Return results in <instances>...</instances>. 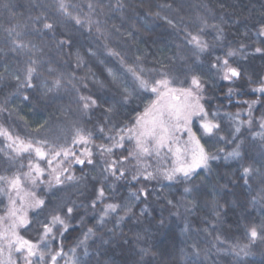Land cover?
<instances>
[{
  "label": "trees",
  "instance_id": "16d2710c",
  "mask_svg": "<svg viewBox=\"0 0 264 264\" xmlns=\"http://www.w3.org/2000/svg\"><path fill=\"white\" fill-rule=\"evenodd\" d=\"M68 2L78 5V8L70 10L82 19L89 15L88 3H102L103 11L98 8L91 18L100 21L103 35L96 32L95 25L89 32L86 26L81 27L61 17L56 11V0H0V106L6 109L0 111V125L14 136L31 139L33 143L54 136H61L59 143L70 142L73 123L92 132L93 144L89 147L96 166L73 165L75 175L83 177L78 184H69L58 192L47 191L45 185L37 188L26 182L24 185L27 191H35L38 197L51 200L53 204L68 202L69 206H73L71 202L75 201L77 205H84L76 209L68 220L70 228L62 237L64 252L72 256L69 250L77 246L88 228H93L96 235L87 241L88 255L83 256V246L76 247V255L83 264H264V243L260 240L247 249L249 255L236 254L241 246L250 243L247 228L264 222V176L254 175L247 184L241 178L242 167L248 165L264 173V139L254 136L261 131L264 93L253 91L264 80V55L253 54L255 47L264 48V36H257V30L264 24V0ZM42 16H47V22L56 25L55 37L52 32L43 29L45 21L42 18L37 20ZM163 17L172 20L173 24ZM8 29H15L20 35L10 36ZM218 29L223 31V40H217ZM187 32L199 34L209 42V51L202 54L199 60L193 56L192 46L185 40ZM65 34L74 38V45L58 48L56 40ZM13 39L41 49L33 57L44 61L38 66L41 76L34 77L33 84L38 85L41 79L50 80L63 73L65 87L47 95L39 87L18 91V82L13 77L20 75L23 80V69L29 55L23 50L13 51ZM240 43L247 46L249 54L230 58V63L241 68L242 76L234 82L224 81L210 65L217 56L224 57L229 48H237ZM88 48H92L97 56H88ZM107 49L119 52L124 63L118 57L109 55ZM77 50L86 61L79 68L75 58ZM137 64L143 67L145 71L142 75L150 83L160 79L162 72H167L175 78L172 87L188 88L191 86L190 76L200 75L205 81L202 104L210 118L211 113H218L216 120L221 124L220 135L229 140L236 121L227 114L239 113L241 121H248V103L245 101L259 100L260 103L252 109L251 127L243 124L237 139L227 143L218 136H202L195 119L193 131L200 137L205 149L220 159L209 161L208 169H198L189 180L166 181L158 178L146 181L141 178L132 181L131 176L136 171L134 160L121 165L126 169L125 178L117 181L109 177L104 180L102 168L104 159L108 157H102L96 146H110L113 142L108 136L116 135L120 128L132 127L136 117L143 114L156 99L155 93L134 87L132 74L126 71L125 65ZM49 67L56 72L50 73ZM106 67L114 69L125 85L133 90L126 103L111 85L101 89L96 84V80L107 84L110 79ZM82 77L85 78L83 81ZM69 80L71 83H68ZM73 84L83 95L102 94L109 103L115 104V111L108 114L107 119L100 109L85 114L77 102ZM82 84H87V89ZM230 88L233 89L231 95L228 92ZM23 94L28 95V101L23 100ZM101 125L103 133L98 131ZM240 140L244 142L241 149L243 159H224L225 153L230 152ZM7 143L4 137H0V149H5V152H0V175L27 172L29 160L47 167L46 162L37 160L34 153L21 154L9 162L5 155ZM80 147L77 146L78 149ZM134 148L135 142L125 139L124 147L114 149L111 158L119 160ZM165 162L167 167H172V157L164 152L160 157H148L147 163L152 165L148 171L165 166ZM21 164L24 167H20ZM109 185L114 187L109 188ZM100 186L105 188L106 198L103 204L98 203L95 209H91L88 204L95 199L96 189ZM186 187L192 188V192L185 193ZM141 188L149 191L148 197L133 198L131 193ZM108 203L120 204L121 209L106 217L104 224L99 226V215L103 205ZM7 207V195L0 194V216L5 215ZM127 207L131 208L130 212H127ZM145 208L146 211H142ZM45 215L37 218L29 211L34 222L36 219L43 221ZM121 216L123 220L119 219ZM185 225L187 231L184 230ZM20 235L37 240V226L34 223L27 230L20 229ZM57 247L54 241L52 248L55 250ZM196 250L198 256L194 255ZM14 258L19 259L18 254H14ZM59 264H64V261L60 260Z\"/></svg>",
  "mask_w": 264,
  "mask_h": 264
},
{
  "label": "snow or ice",
  "instance_id": "6c2138e0",
  "mask_svg": "<svg viewBox=\"0 0 264 264\" xmlns=\"http://www.w3.org/2000/svg\"><path fill=\"white\" fill-rule=\"evenodd\" d=\"M87 7L89 15L82 19L79 14H74L70 10L78 8V5L70 4L68 0H56V11L61 17L66 20H72L81 27L86 26L89 32L92 31V27L95 25L96 32L103 35L102 29L99 27L100 21L93 20L91 17L98 8L103 11L104 5L99 2L96 5L88 3ZM165 7L170 8L171 5H165ZM156 15H159V13ZM41 18L45 21L43 29L52 32L55 37L56 25L52 22H47V16L37 17V20ZM163 19L167 20L169 24H173V21L168 20L167 17H163ZM204 23L206 25V21ZM8 32L10 36L18 37L20 35L15 29H8ZM257 36H264V24H261L257 30ZM223 38L222 29H218L217 40H223ZM185 40L187 44L192 46V54L196 60H199L202 54L209 51V42L204 40L199 34L193 35L187 32ZM56 44L58 48H71L74 45V38L65 34L63 38L56 40ZM12 45L13 51L23 50L29 55L26 66L23 69V80H21L20 75L13 77L18 82V91L39 87L44 90V95H47L65 87L63 73L52 77L50 80L41 79L38 85L33 84V78L41 76V73L38 72V66L44 62L33 57L41 52V49L36 45L26 44L19 39H13ZM246 48L247 46L243 43H240L237 48H229L224 57L217 56L210 67L216 70L222 80L234 82L241 78L242 70L239 66H233L230 63V58L237 56L246 57L249 54L246 52ZM107 51L109 55L118 57L121 63H124L123 57L120 56L119 52L113 49H107ZM253 54L264 55V48L255 47ZM87 55L96 57L97 53L92 48H88ZM75 58L78 68L86 63L84 56L81 55L79 50L76 51ZM125 68L127 72L132 74L134 87L155 93L156 99L145 108L143 114L136 117L135 124L132 127L120 128L116 135L108 136V139L113 142L110 146L103 144L96 146L102 157H108V159H104L102 168L104 180L109 177L117 181L125 178L126 169L121 165L127 164L129 160L136 161V171L131 176L132 181H139L141 178L146 181L158 178L166 181L189 180L197 173L198 169H208L210 167L209 161L220 159L218 155L211 154L205 149L200 137L193 131V119L195 118L198 121L202 136L208 138L218 136L221 141L232 143V141L237 139V134L240 133L243 124L247 123L251 127L252 109L256 104L260 103L259 100L245 101V103H248V121H241L239 113L227 114L229 118L236 121L229 140L225 136L220 135L222 131L221 124L216 120L218 113H211L210 118L208 110L201 103L205 81L202 80L200 75L192 74L190 76V87L177 88L171 86L175 78L170 77L167 72H162L160 79L150 83L142 75L145 70L141 65H125ZM48 71L54 73L56 69L49 67ZM105 71L110 78L107 84L103 80H96V84L101 89L111 85L120 94L122 102L126 103L133 95V90H130L125 85L122 77L114 69L106 67ZM92 75L95 76L94 73ZM72 77L73 79L75 78L74 74H72ZM80 79L83 81L85 78L82 77ZM68 83H71V80ZM82 86L87 89V84H82ZM72 87L77 93V102L85 114L92 110L100 109L105 114V119H107L108 114L115 111V104L109 103V100L102 94L83 95L74 84ZM253 91L264 93V80ZM228 92L231 95L233 89L230 88ZM23 100H29L27 94H23ZM0 111H6V109L0 106ZM260 128L261 131L255 133L254 136L264 139V117L260 120ZM98 131L104 132L103 125L98 127ZM71 132L70 142L59 143L61 136H54L51 139H40L33 143L31 139L25 140L18 135L14 136L7 128L0 125V137H4L8 141L6 145L8 151L5 155L9 162L21 154L34 153L37 160H43L47 165V167H41L38 162L33 163L32 160H29L27 172L23 174L17 172L13 176L0 175V194H5L8 197L7 211L5 215L0 216V264H45V261H47V264H59L60 260H63L64 264H83L81 258L76 255V247L81 246L84 249L83 256L86 257L88 255L87 241L90 237L96 235L93 228H88L77 246L69 250L72 256H68L64 252L62 243L64 233L70 228L68 220L73 217L76 209L84 205H77L75 201L71 202L73 206H69L68 202L63 205L53 204L51 200L46 201L44 198L38 197L35 191H27L24 187L25 182H27L33 188L45 185L47 191L52 192L55 190L58 192L69 184H78L83 179V177L75 175L72 170L73 165L95 168L96 161H94V154L89 147V145L93 144L92 132L87 131L82 126H76L75 123L71 127ZM183 133L187 134V140L182 142L178 134ZM125 139L134 141L135 148L129 151L127 156H121L119 160L112 159L111 156L114 149H122ZM243 143V140L236 143L230 152L225 153L224 159L242 160L243 153L241 149ZM77 146L82 147L78 149ZM220 151L223 152L224 150L220 149ZM0 152H5V149H0ZM162 152L172 157V167H167L165 162V166H157L152 171H148L152 165L147 163V158L153 155L160 157ZM20 167H24V165L21 164ZM254 175L264 176V173H261L259 168L252 165L242 167L241 178L245 184ZM112 187L114 185H109V188ZM184 191L185 193H191L192 188L186 187ZM131 195L138 200L141 196L147 198L149 191L141 188L138 192H132ZM105 198V188L100 186L96 189L95 199L90 200L88 207L95 209L98 203L103 204ZM191 203L194 204V202ZM50 204H52L51 208L49 207ZM118 209H121L120 204H104L97 224L102 226L105 218L116 213ZM29 211H32L37 218L42 214H46L44 220L36 219L34 222L29 216ZM130 211L131 208L127 207V212ZM142 211H146V208L142 209ZM216 214L219 215V212ZM119 219L123 220L124 217L121 216ZM34 223L38 231L37 240L26 239L20 235V229L27 230ZM184 230L187 231V225H185ZM246 234L250 243L239 248L236 253L238 256L241 254L244 256L249 255L247 249L257 240L264 243V222L258 226L252 225L248 227ZM54 241L58 244L55 250L52 248ZM193 248L195 249V245H193ZM14 254H18L19 259H15ZM194 255H199L198 250L194 251Z\"/></svg>",
  "mask_w": 264,
  "mask_h": 264
},
{
  "label": "rangeland",
  "instance_id": "374dc122",
  "mask_svg": "<svg viewBox=\"0 0 264 264\" xmlns=\"http://www.w3.org/2000/svg\"><path fill=\"white\" fill-rule=\"evenodd\" d=\"M175 87V86H174ZM179 88V87H177ZM201 103H202V100H201ZM195 120V118L193 119V121ZM193 124V123H192ZM180 135V140L183 142L185 140H187V134L186 133H183V134H178ZM27 183V182H26ZM25 185V184H24ZM88 249V248H87Z\"/></svg>",
  "mask_w": 264,
  "mask_h": 264
}]
</instances>
